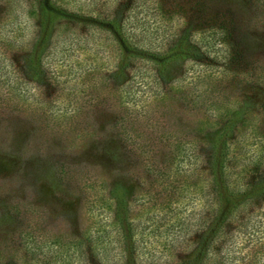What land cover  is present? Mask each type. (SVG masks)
I'll list each match as a JSON object with an SVG mask.
<instances>
[{"label":"rangeland","instance_id":"rangeland-1","mask_svg":"<svg viewBox=\"0 0 264 264\" xmlns=\"http://www.w3.org/2000/svg\"><path fill=\"white\" fill-rule=\"evenodd\" d=\"M40 2L0 0V264H121L100 179L127 199L132 264H193L209 211L200 129L235 110V123H264V94L245 81L249 62L264 63V0H44L60 9L47 28ZM111 123L145 154L127 152ZM231 245L222 264L261 263L244 238Z\"/></svg>","mask_w":264,"mask_h":264},{"label":"trees","instance_id":"trees-1","mask_svg":"<svg viewBox=\"0 0 264 264\" xmlns=\"http://www.w3.org/2000/svg\"><path fill=\"white\" fill-rule=\"evenodd\" d=\"M40 3V24L42 28H47L51 20L60 14V9L45 4L44 0ZM103 19L106 25H113V27L119 25L120 21V18L114 14L106 15ZM223 33V31L218 32L219 41L226 38ZM179 49L181 48L176 47L174 51L177 52ZM245 81L248 83L249 91L256 90L264 94V63L258 65L249 62ZM258 107L260 119L263 121L264 103H259ZM242 114L244 111L235 110L229 116L233 118L232 121L217 123L218 127L212 131L206 128L200 129L203 135L199 137L200 140L195 141L197 147L195 158H197L199 176L198 193L202 205L208 206L209 211L202 214L197 230L199 231L196 236L198 254L193 258V264H204L211 251L218 253L221 248L224 250L220 256L217 254L216 257L219 260H215V264H222L223 258H227L229 263L231 257H234L228 255L229 252L233 254L234 251L231 245L232 239L237 236L244 238L251 247L254 246L256 248L254 252L259 251L258 256H262L258 258L261 259L260 264L264 263V223L246 224L251 210L254 208L264 210V123L248 125L235 123L234 119ZM122 124L111 123L110 129L113 136H116L127 152L135 154L138 149V154H145L142 146L144 142L129 140V135L122 128ZM174 149L179 151L180 146L175 145ZM68 175L75 177L72 173ZM83 178L86 182H90L88 186L95 184L94 178L91 180L90 176H83ZM97 185H100L103 191L105 188L107 191L105 198L109 201L112 223L120 242L121 264H132L137 244L126 214L127 199L124 197L122 187L116 182L105 187L102 179L98 180ZM262 213L264 214V211ZM209 249H211L210 252H208Z\"/></svg>","mask_w":264,"mask_h":264}]
</instances>
